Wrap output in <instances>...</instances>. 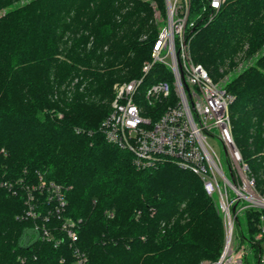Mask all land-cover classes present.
Segmentation results:
<instances>
[{
    "label": "trees",
    "instance_id": "16d2710c",
    "mask_svg": "<svg viewBox=\"0 0 264 264\" xmlns=\"http://www.w3.org/2000/svg\"><path fill=\"white\" fill-rule=\"evenodd\" d=\"M166 18V0H0V264L219 259L223 218L200 179L169 161L137 168L101 130L115 83L142 77ZM188 19L192 60L214 82L234 71L232 133L264 196V0H189ZM150 71L146 86L172 79ZM242 216L259 259L260 212Z\"/></svg>",
    "mask_w": 264,
    "mask_h": 264
},
{
    "label": "built area",
    "instance_id": "2783aa9c",
    "mask_svg": "<svg viewBox=\"0 0 264 264\" xmlns=\"http://www.w3.org/2000/svg\"><path fill=\"white\" fill-rule=\"evenodd\" d=\"M225 2L208 0L210 10H219ZM188 18L189 0H168L167 22L151 60L144 64L142 77L114 86L111 111L101 130L109 143L132 155L137 168L154 169L169 161L200 179L205 194L217 200L224 223V247L215 264H245L247 251L235 246V229L247 210H258L255 241L261 245L258 264H264V196L257 193L255 179L234 141L230 106L235 97L192 60ZM155 64L166 66L172 79L161 78L146 86ZM213 140L225 150L229 174ZM53 188L64 207L60 188ZM70 227L66 224L64 229L77 241ZM84 260L81 257L77 264Z\"/></svg>",
    "mask_w": 264,
    "mask_h": 264
},
{
    "label": "rangeland",
    "instance_id": "374dc122",
    "mask_svg": "<svg viewBox=\"0 0 264 264\" xmlns=\"http://www.w3.org/2000/svg\"><path fill=\"white\" fill-rule=\"evenodd\" d=\"M172 1H174V0H172ZM166 8H167V3H166ZM162 21L163 20H161V22ZM166 22H167V18L164 21L163 27L166 25ZM242 68H243V63L239 62L238 69L240 70ZM236 72H239V71H236ZM233 73H234V71L232 73L228 74L226 76V78L224 79V81L220 80L218 83H220L221 85H223L225 87L226 84L229 82V80L232 78ZM123 82H126V81H123ZM123 82H117V83H123ZM117 83H115V85ZM211 144L215 147L217 152L220 154V157H221V159L223 161V164H224V167H225V171L229 174V171H228L227 165H226V153H225V150H224L222 144L217 143L214 140L211 141ZM240 223H241V227L239 225H236L234 244H235L236 247H241V248L245 247V248H247L249 250L250 247H252L251 241L249 239H244L242 237V232H241V229H242L243 233L246 235V237H248V230L246 228V221H245L243 216H240ZM223 247H224V245H223ZM222 251H223V249H222ZM217 261L218 260H216V261H207V262H204L203 264H215ZM244 263L245 264H258V257H257V249L256 248H253L252 253L247 251V255L244 258Z\"/></svg>",
    "mask_w": 264,
    "mask_h": 264
},
{
    "label": "water",
    "instance_id": "95a60500",
    "mask_svg": "<svg viewBox=\"0 0 264 264\" xmlns=\"http://www.w3.org/2000/svg\"><path fill=\"white\" fill-rule=\"evenodd\" d=\"M166 3H167V5H168V0H166Z\"/></svg>",
    "mask_w": 264,
    "mask_h": 264
}]
</instances>
